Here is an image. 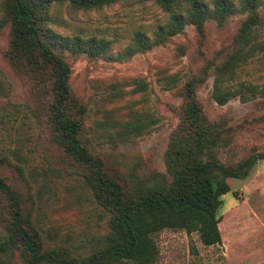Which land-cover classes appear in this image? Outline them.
<instances>
[{
	"label": "rangeland",
	"instance_id": "374dc122",
	"mask_svg": "<svg viewBox=\"0 0 264 264\" xmlns=\"http://www.w3.org/2000/svg\"><path fill=\"white\" fill-rule=\"evenodd\" d=\"M230 1L237 5L238 0ZM205 2L210 6L212 0ZM185 9L183 0H175L176 13ZM256 12L258 22L242 37L247 12L237 7L220 21L206 19L201 33L186 22L165 35L160 32L167 30L169 15L155 0H118L88 10L51 7L53 32L106 42L102 55L57 53L67 62L69 86L85 107L83 142L121 184L133 188L164 173L163 154L178 121L174 110L182 86L204 66L197 98L208 119L228 128L216 149L218 160L232 164L264 152V96L259 93L264 88V0ZM7 41L5 25L0 28V158L8 162H0V176L21 195L44 246L86 255L102 246L108 213L92 200L79 170L59 156L41 117L37 121L31 114L28 84L3 57ZM235 49L239 60L219 73L220 62ZM214 82L235 94L217 104L211 95ZM226 181L229 191L221 195L218 210L220 243L204 246L194 232L163 229L155 235L153 264H264V159H257L245 178ZM5 236L0 225V239ZM9 263L19 261L8 247L0 251V264Z\"/></svg>",
	"mask_w": 264,
	"mask_h": 264
},
{
	"label": "trees",
	"instance_id": "16d2710c",
	"mask_svg": "<svg viewBox=\"0 0 264 264\" xmlns=\"http://www.w3.org/2000/svg\"><path fill=\"white\" fill-rule=\"evenodd\" d=\"M115 1L0 0V28L6 25L8 35L3 57L28 84L31 114L37 121L41 117L59 156L79 170L92 200L108 213L102 246L86 255L74 256L63 246H44L21 195L0 176V225L6 233L0 239V251L9 247L19 264H153L158 254L155 235L163 229L194 232L202 245H218L221 195L229 191L226 179L245 178L255 161L264 159V152L250 153L232 164L221 163L216 157L228 128L208 119L197 98L196 87L204 81L207 66L199 75L188 76L182 86L180 104L174 110L178 121L163 154L164 173H155L152 181L128 188L102 157L88 150L82 136L85 107L72 92L69 66L57 51L97 56L106 53V42L53 32L49 11L53 5L88 10ZM183 1L184 14L174 11L175 0H155L169 15L167 30L160 34H172L186 22L201 33L206 19L220 21L233 14L236 7L247 12L238 35L245 37L249 26L258 22L260 0H238L237 5L230 0H212L210 6L205 0ZM239 58V50H233L217 71L230 70ZM259 93L264 96V88ZM234 94L214 82L211 95L217 104H224ZM3 161L8 162L0 158Z\"/></svg>",
	"mask_w": 264,
	"mask_h": 264
}]
</instances>
